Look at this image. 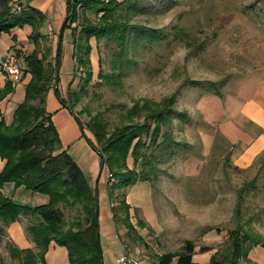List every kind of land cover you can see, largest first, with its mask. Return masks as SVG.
<instances>
[{"label": "rangeland", "instance_id": "374dc122", "mask_svg": "<svg viewBox=\"0 0 264 264\" xmlns=\"http://www.w3.org/2000/svg\"><path fill=\"white\" fill-rule=\"evenodd\" d=\"M134 1L149 10L148 13L132 12L131 21L145 29H155L162 40L141 47L138 53L132 52L129 46L127 56L131 61L123 68V61L115 63L120 47L114 41L91 38L89 81H86L88 68L76 64L73 57L72 29H63L67 1L53 3L45 21L51 20V16L62 18L54 26L55 53L60 46L59 92L68 98L69 85L71 91H79L77 102L72 95L68 103L81 123L85 125L91 117L99 115L109 130L143 121V113L131 119L127 116L135 102L160 101L178 92L177 107L193 115V122L185 128L192 151L188 158L172 162L162 149H154L151 180L138 181L127 188L128 204L133 206L132 221L136 224L140 219L145 225L137 226L145 242L130 248H139L152 261L158 260L161 254L178 251L186 240H191L196 245V261L222 264L220 255L228 249V232L237 225L264 238L262 179L258 178L255 188L248 186L242 192L237 215L239 189L254 177L255 171L233 164L229 144L208 130L196 108L197 99L207 91L191 86L188 81H225L224 90L264 61V0H177L162 11V0H130ZM28 2L35 4L33 0ZM87 15L94 18L92 13ZM114 75L120 76L108 77ZM203 133L214 134V142L206 146ZM90 135L96 142L91 132ZM83 137L98 159L99 173L101 155ZM128 162L133 163L131 158ZM137 167L141 168L139 163ZM16 189L13 183L4 185L5 193L16 203L36 206L48 201L45 194L33 193L24 187ZM77 210L65 211L67 223L74 221ZM25 223L26 220L22 221L24 226ZM120 231L124 236L125 227L120 226ZM7 239L4 237L0 242V256L4 264H16L5 247ZM212 255L217 263L210 261Z\"/></svg>", "mask_w": 264, "mask_h": 264}, {"label": "trees", "instance_id": "16d2710c", "mask_svg": "<svg viewBox=\"0 0 264 264\" xmlns=\"http://www.w3.org/2000/svg\"><path fill=\"white\" fill-rule=\"evenodd\" d=\"M66 1L67 16L63 29H72L73 57L76 64L88 68L86 81L92 77L89 58L91 38L114 41L120 47L115 63L117 65L123 61V68L128 67L131 61L127 56L129 46L132 52L138 53L141 47L162 40L155 29L148 30L131 21L132 12L148 13L149 10L140 7L136 1ZM127 2L130 4L126 6ZM175 2L177 0H162L164 4L161 11L168 10ZM79 5L80 11L77 10ZM88 12L94 18L88 17ZM44 22L45 16L37 8L21 0H0V34L29 24L33 27L29 38L36 44L39 39L46 38L38 29ZM50 51V47L45 45L42 49L36 47L25 56L22 71L23 74H30L25 85V97L14 110L11 123L7 124L0 118V158L4 160L0 170V242L8 237L5 247L16 264H46L45 254L51 242L67 248L70 264H103L97 194L90 187L78 163L61 146L58 132L45 109L47 91L53 86L57 98L75 116L81 130L88 129L93 134L96 142L86 138L101 155V168H106L112 175L113 181L109 180L107 185L108 197L117 229L120 226L126 229L121 238L128 247L145 242L137 228L145 225L140 219L136 224L132 221L131 206L126 201L127 188L138 181L151 180L154 149H162L172 162L188 158L192 145L186 140L185 128L193 122V116L187 109L177 107L178 92L175 91L160 101L143 99L135 102L127 116L131 119L143 113V121L125 123L109 130L107 122L95 115L84 125L73 111V106L68 103L72 95L77 102L79 91H71L69 85L66 94L68 98H64L57 87L60 46L53 60L48 57ZM99 75L103 76L102 73ZM225 83L188 81L191 86L207 91V94L202 93L200 96L221 95ZM12 90L11 82L7 81L0 87V100ZM130 158L132 165L128 162ZM258 176L255 175L239 189V201L235 209L237 215L243 200L242 192L248 186L255 188ZM6 183H13L15 188L24 187L33 193L45 194L48 201L36 206L16 203L5 193ZM75 208L78 209L77 216L74 221L67 223L65 211ZM24 220V231L32 246L19 248L9 238L8 227L15 221ZM227 240L228 249L220 255L222 264H256L248 258V252L254 246H264L262 235L237 225L228 232ZM195 248L193 241L186 240L178 251L161 254L158 261L160 264H200L194 260ZM210 261L218 262L215 255L211 256ZM0 264H4L1 256Z\"/></svg>", "mask_w": 264, "mask_h": 264}, {"label": "crops", "instance_id": "0c3cea01", "mask_svg": "<svg viewBox=\"0 0 264 264\" xmlns=\"http://www.w3.org/2000/svg\"><path fill=\"white\" fill-rule=\"evenodd\" d=\"M21 1L32 6L31 2H28L29 0ZM55 1L33 0L35 3L33 7L45 16ZM61 19L60 16H51V20H46L38 26L39 31L46 38L39 39L36 44L29 38L33 31V27L29 24L0 34V62L2 63L0 65V87H3L7 81H10L13 87V90L0 100V118H3L7 124L12 122L14 110L25 97V85L30 79V74H23L22 71L20 80H10L2 70V57L6 58L13 50L23 51L27 55L36 47L42 49L47 45L51 50L48 57L53 60L57 41L54 26ZM57 87L59 89V84ZM196 108L208 130L215 132L229 144V153L233 164L240 169H254V176L259 175L258 177L262 179L263 183L264 61L240 76L236 83L222 90L221 95L200 96L196 101ZM45 109L58 132L62 148L78 163L90 187L97 194L99 239L103 264H119L117 259L125 251L124 242L121 238V231L117 229L113 218L105 168L104 171L102 169L98 173V159L83 137L84 132L85 137L92 139L90 131L81 130L76 118L57 98L53 86L46 93ZM202 137L206 139L204 143L206 146L214 142L212 133H203ZM3 165L4 160L0 158V170ZM20 188H17L16 191ZM262 191L264 194V187ZM126 201L129 202L127 197ZM130 206V213H132V203ZM8 236L19 248L32 246L25 234L22 221L10 224ZM248 258L256 264H264V246L252 247L248 252ZM45 260L46 264H70L67 248L55 242L50 243Z\"/></svg>", "mask_w": 264, "mask_h": 264}, {"label": "built area", "instance_id": "2783aa9c", "mask_svg": "<svg viewBox=\"0 0 264 264\" xmlns=\"http://www.w3.org/2000/svg\"><path fill=\"white\" fill-rule=\"evenodd\" d=\"M107 1V0H106ZM77 10H81V6L77 7ZM78 22V21H77ZM76 22V23H77ZM26 53L23 51L10 53L3 62L2 70L4 74L10 80H20L22 75V66ZM106 184L108 185L109 180L113 181L112 175L105 168ZM125 251L117 259L119 264H160L158 260H147L145 254L139 248L132 249L125 246Z\"/></svg>", "mask_w": 264, "mask_h": 264}, {"label": "water", "instance_id": "95a60500", "mask_svg": "<svg viewBox=\"0 0 264 264\" xmlns=\"http://www.w3.org/2000/svg\"><path fill=\"white\" fill-rule=\"evenodd\" d=\"M3 62L5 61V58L4 57H2V59H1Z\"/></svg>", "mask_w": 264, "mask_h": 264}]
</instances>
